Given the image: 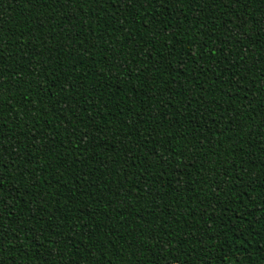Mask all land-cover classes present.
Instances as JSON below:
<instances>
[{
  "label": "trees",
  "instance_id": "16d2710c",
  "mask_svg": "<svg viewBox=\"0 0 264 264\" xmlns=\"http://www.w3.org/2000/svg\"><path fill=\"white\" fill-rule=\"evenodd\" d=\"M0 264H264V0H0Z\"/></svg>",
  "mask_w": 264,
  "mask_h": 264
}]
</instances>
